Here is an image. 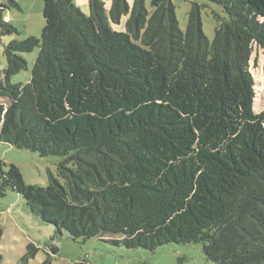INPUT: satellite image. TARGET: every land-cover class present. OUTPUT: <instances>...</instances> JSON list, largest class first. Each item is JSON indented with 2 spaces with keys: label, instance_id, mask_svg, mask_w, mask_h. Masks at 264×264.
Instances as JSON below:
<instances>
[{
  "label": "trees",
  "instance_id": "obj_1",
  "mask_svg": "<svg viewBox=\"0 0 264 264\" xmlns=\"http://www.w3.org/2000/svg\"><path fill=\"white\" fill-rule=\"evenodd\" d=\"M206 1L224 14L213 42L197 3L183 32L173 0L151 10L113 0L109 11L90 0L89 15L43 0L42 39L4 49L0 143L60 158L58 175L27 186L0 161V197L18 193L76 241L196 243L215 264H264V112L250 72L254 47L264 51V0ZM3 7L1 35L18 33ZM37 48L30 82L11 84L28 69L20 54Z\"/></svg>",
  "mask_w": 264,
  "mask_h": 264
},
{
  "label": "rangeland",
  "instance_id": "obj_2",
  "mask_svg": "<svg viewBox=\"0 0 264 264\" xmlns=\"http://www.w3.org/2000/svg\"><path fill=\"white\" fill-rule=\"evenodd\" d=\"M106 10L112 7L113 0H103ZM133 5L135 0H127ZM20 10L11 6L9 0H0L4 21L11 24L18 33L3 36L0 32V81L5 82L7 59L5 47L12 41H23L30 37L42 39L45 27L43 0H16ZM77 7L86 15L90 14V0H74ZM203 6L201 17L203 31L210 42L215 39L217 20L215 13L224 15L221 8L206 0H173L180 29L187 30L189 13L193 5ZM151 10V0H147ZM117 29V28H116ZM119 29V28H118ZM39 49L20 54L28 62V69L11 77V84L26 85L30 82ZM250 72L255 80L256 98L254 110L264 112V51L255 46L250 60ZM5 102L0 99V103ZM0 161L7 166L15 165L21 171L27 186L48 187L51 175L57 177L58 157L43 158L36 152L17 149L0 143ZM0 253L2 264H215L208 260L201 244H169L154 252L138 248L128 249L111 243L110 239L121 237L72 239L63 231L56 233L48 225L32 214L24 198L9 190L0 197Z\"/></svg>",
  "mask_w": 264,
  "mask_h": 264
}]
</instances>
